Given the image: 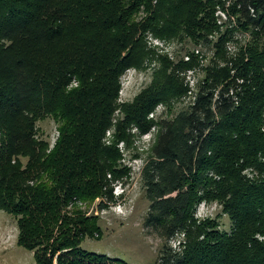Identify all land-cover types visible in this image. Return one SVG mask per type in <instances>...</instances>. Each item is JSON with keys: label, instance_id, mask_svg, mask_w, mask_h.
Instances as JSON below:
<instances>
[{"label": "trees", "instance_id": "16d2710c", "mask_svg": "<svg viewBox=\"0 0 264 264\" xmlns=\"http://www.w3.org/2000/svg\"><path fill=\"white\" fill-rule=\"evenodd\" d=\"M217 9L249 31L232 67L241 85L226 82L231 68L207 70L191 105L158 122L140 171L143 224L163 242L158 264H264V0H0V211L15 218L16 245L36 264H127L81 247L99 228L69 205L103 196L107 175L121 177L102 139L120 76L146 55L143 35L208 47ZM160 62L150 94L124 110L115 142L126 123L145 132V114L184 94ZM46 119L58 135L50 150L37 136ZM200 203L218 205L229 231L197 223ZM182 234L183 249L168 246Z\"/></svg>", "mask_w": 264, "mask_h": 264}, {"label": "rangeland", "instance_id": "374dc122", "mask_svg": "<svg viewBox=\"0 0 264 264\" xmlns=\"http://www.w3.org/2000/svg\"><path fill=\"white\" fill-rule=\"evenodd\" d=\"M221 14L218 9L214 14L217 18L216 29L207 37L210 41L208 47L203 41L193 44L188 37L162 39L150 33L143 35L142 45L146 55L139 68H128L120 76L117 110L112 117L110 129L102 139L104 146L115 148V167L122 169L119 171L121 177L115 174L113 179L107 175L109 185L107 189L104 188L103 196L92 202L73 200V204L69 205L70 208L78 207L86 216L96 218L99 232L83 240V249L127 264H158L163 242L143 224L149 203L144 196L140 171L154 142L158 122L172 119L176 113L191 105L198 87L205 85L207 70L217 72L224 67L231 68L226 82L232 83L234 80L241 85L237 71L232 67L242 58L250 42L249 31L237 29L233 20H227ZM137 16L140 19L142 13ZM223 36L225 41L220 45L218 39ZM162 59L168 62V71H172L181 83L184 94L159 102L150 113L145 114V122L140 125H148L147 131L143 132L139 124L133 121L126 123L125 128H121L124 139L115 142L113 135L124 121V110H132L140 95L150 94L155 80H158L154 73L161 67ZM182 65L188 66L183 68ZM36 127L37 136L48 143L50 150L58 136L56 125L46 119L37 123ZM245 173L249 177V173ZM194 218L197 223L208 219L217 220L223 224L221 229L229 231V221L226 216L220 215L219 206L215 203L197 205ZM17 235L15 218L0 211V264H36L32 252L16 245ZM184 241L182 234L169 242L168 246L175 250L179 247L183 249Z\"/></svg>", "mask_w": 264, "mask_h": 264}, {"label": "built area", "instance_id": "2783aa9c", "mask_svg": "<svg viewBox=\"0 0 264 264\" xmlns=\"http://www.w3.org/2000/svg\"><path fill=\"white\" fill-rule=\"evenodd\" d=\"M221 16L223 17V18H225V16L223 15V13L221 14ZM219 22V21H218Z\"/></svg>", "mask_w": 264, "mask_h": 264}]
</instances>
